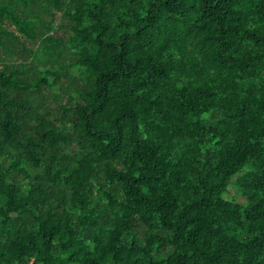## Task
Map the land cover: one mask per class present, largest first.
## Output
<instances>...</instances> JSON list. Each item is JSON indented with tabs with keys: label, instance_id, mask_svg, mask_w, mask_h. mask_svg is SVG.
I'll use <instances>...</instances> for the list:
<instances>
[{
	"label": "trees",
	"instance_id": "obj_1",
	"mask_svg": "<svg viewBox=\"0 0 264 264\" xmlns=\"http://www.w3.org/2000/svg\"><path fill=\"white\" fill-rule=\"evenodd\" d=\"M0 264H264V0H0Z\"/></svg>",
	"mask_w": 264,
	"mask_h": 264
},
{
	"label": "rangeland",
	"instance_id": "obj_2",
	"mask_svg": "<svg viewBox=\"0 0 264 264\" xmlns=\"http://www.w3.org/2000/svg\"><path fill=\"white\" fill-rule=\"evenodd\" d=\"M226 197L228 198L235 197L240 202L245 201V197L238 192L237 187L234 186L233 184L230 186L229 192L226 194Z\"/></svg>",
	"mask_w": 264,
	"mask_h": 264
}]
</instances>
